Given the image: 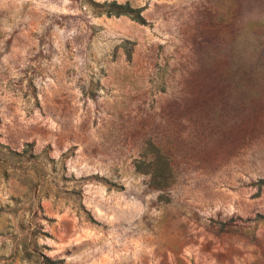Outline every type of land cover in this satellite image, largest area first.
Masks as SVG:
<instances>
[{"label": "rangeland", "instance_id": "obj_1", "mask_svg": "<svg viewBox=\"0 0 264 264\" xmlns=\"http://www.w3.org/2000/svg\"><path fill=\"white\" fill-rule=\"evenodd\" d=\"M259 47L264 0H0V143L36 155L0 160V264H264Z\"/></svg>", "mask_w": 264, "mask_h": 264}, {"label": "trees", "instance_id": "obj_2", "mask_svg": "<svg viewBox=\"0 0 264 264\" xmlns=\"http://www.w3.org/2000/svg\"><path fill=\"white\" fill-rule=\"evenodd\" d=\"M93 4V8H96L94 11L96 14H106V15H127L131 19L142 23L143 18L139 14V9H134L129 7L127 4H117L114 1L108 3H96L91 1ZM260 26V24H259ZM264 49L263 47H259ZM255 100L264 98V93L260 89H255L250 94ZM26 148L21 149L20 151H16L8 148L6 145L0 143V160H10V162H23V161H31L36 159V155H34L30 149L28 148L30 144H25ZM152 148V156L148 159L147 162H143L141 160H136L135 169L139 170L143 173H147L149 175V184L155 189L164 190L170 187L174 181V169L169 164L166 156L160 152V150L156 147ZM57 261L54 259H50L45 257L41 260V264H56Z\"/></svg>", "mask_w": 264, "mask_h": 264}]
</instances>
